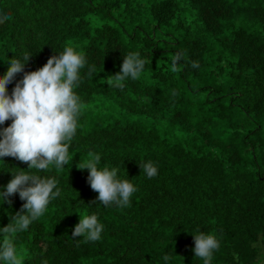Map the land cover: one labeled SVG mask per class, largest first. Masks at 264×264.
<instances>
[{
    "label": "trees",
    "instance_id": "1",
    "mask_svg": "<svg viewBox=\"0 0 264 264\" xmlns=\"http://www.w3.org/2000/svg\"><path fill=\"white\" fill-rule=\"evenodd\" d=\"M0 14L12 16L0 23V76L25 53V71L67 45L86 58L72 160L39 173L61 195L15 237L24 264H203L192 251L197 231L220 242L211 264H264V0H0ZM128 52L146 60L140 78L110 87ZM89 153L136 186L128 207L95 201L88 170L76 167ZM148 161L152 178L138 165ZM19 168L29 171L0 160V191ZM8 200L0 227L23 204L18 193ZM92 214L101 238H72L79 216Z\"/></svg>",
    "mask_w": 264,
    "mask_h": 264
},
{
    "label": "clouds",
    "instance_id": "2",
    "mask_svg": "<svg viewBox=\"0 0 264 264\" xmlns=\"http://www.w3.org/2000/svg\"><path fill=\"white\" fill-rule=\"evenodd\" d=\"M11 14H0V23L11 20ZM48 57L42 67L25 71V63L32 54L25 53L23 59L12 58L8 61L7 71L0 76V125L10 120L7 127H0V160L12 157L27 164L29 171L11 172L12 178L0 191V201L16 193L23 201L20 211L11 216L9 222L0 227V261L3 264H24L25 256L18 250L15 237L28 229L33 221L39 220L46 212L50 201L61 195L57 180L42 176L39 173L57 172L69 165L72 157L69 152L77 128L78 118L82 112V101L74 91L81 82V69L86 65L85 54L71 45ZM183 52L171 56V70H182L180 61ZM146 60L139 52H128L123 56L120 71L109 75L106 83L110 87L123 89L126 79L140 78ZM192 68H198L196 61ZM96 72L95 65L89 66L87 75L92 77ZM16 80L11 94L7 85ZM174 95L176 93H173ZM101 157L89 153L88 158L79 166V170H88L87 183L97 193L95 201L105 207L115 205L118 208L128 207L130 198L137 191L136 186L128 179L118 177V169L107 166L98 167ZM140 170L148 177L157 175L153 162L138 164ZM103 224L95 214L79 216L78 223L72 230V238L83 237L84 242L98 241L101 238ZM194 256L203 264H211L214 251L220 248V242L213 233L197 231L192 233ZM163 259L170 257L165 254ZM43 264H47L46 261Z\"/></svg>",
    "mask_w": 264,
    "mask_h": 264
}]
</instances>
